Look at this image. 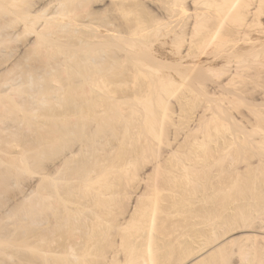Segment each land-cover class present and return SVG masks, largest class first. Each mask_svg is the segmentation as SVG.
<instances>
[{"label":"bare ground","instance_id":"1","mask_svg":"<svg viewBox=\"0 0 264 264\" xmlns=\"http://www.w3.org/2000/svg\"><path fill=\"white\" fill-rule=\"evenodd\" d=\"M42 161L10 258L264 264V0H0V191Z\"/></svg>","mask_w":264,"mask_h":264},{"label":"rangeland","instance_id":"2","mask_svg":"<svg viewBox=\"0 0 264 264\" xmlns=\"http://www.w3.org/2000/svg\"><path fill=\"white\" fill-rule=\"evenodd\" d=\"M253 160H256V159H253ZM254 162V161H253ZM34 163H36V162H34ZM34 163H32V164H34ZM44 162L42 161V163H40L39 165H37L38 164V162H37V168H36V165H34V167H29V164H27L26 166L27 167H29V169L28 168H26V174H20V176H18L17 177V181H18V185L16 184L15 185V187L12 185V184H6L5 186L6 187H4V189H2L1 191H0V197H1V199H0V220L2 219V221H3V224H5V225H3V226H5L6 228H8V230L9 229H13L14 228V223H15V221H17V219H13V218H10L9 220H8V218H5V212L8 210V208L9 209H11V208H15L14 206H18V207H21V205L24 203L25 205H27V202L28 201H25V202H23V200L21 201L20 199H18V198H21L20 197V193H21V190H22V188H24V186L26 185V183L28 184L29 183V180L31 179V178H33L34 176H37L38 175V173L42 170V169H44L45 168V166H43L44 164H43ZM45 164H47V161H46V163ZM31 165V164H30ZM25 166V167H26ZM148 167H146V169L145 170H148L149 172H150V170H151V164H148L147 165ZM237 166H239L240 168L242 167V165L240 166V164L239 165H237ZM41 167H44V168H42L41 169ZM244 167L245 166H243V168H241V169H244ZM37 169L39 170L40 169V171L39 172H37ZM34 170H36L35 172H34ZM31 171V172H30ZM43 171V170H42ZM41 171V172H42ZM21 175H22V177H21ZM33 175V176H32ZM32 180V179H31ZM30 180V181H31ZM28 181V182H27ZM10 183V182H9ZM25 183V184H24ZM1 189V188H0ZM4 190V191H3ZM41 191V190H40ZM138 191V192H137ZM137 191H136V193H135V195H137V194H141L142 193V186H141V188L139 187V190L137 189ZM140 191V192H139ZM34 198V195H32L31 197H29V198H31V200ZM134 198H135V196H134ZM35 199V198H34ZM32 200V201H34L35 202V200ZM20 200V201H19ZM31 200H29V202L28 203H30V204H32V201ZM23 202V203H22ZM132 202H133V200H132ZM131 202V203H132ZM167 203V204H166ZM12 204V205H11ZM20 204V205H19ZM30 204H28V205H30ZM133 204V203H132ZM162 204H163V206H166V205H168V202L165 200V201H163L162 202ZM8 205H10V206H8ZM24 206L25 207V209L26 208H28V207H30V206ZM16 206V207H17ZM23 207V208H24ZM4 210H5V212H4ZM4 216V218H2ZM177 218V219H176ZM176 218H174L175 219V221H177V220H180L181 219V216H177ZM172 223L174 222L173 220H171V219H173V218H168ZM8 220V221H7ZM2 221H1V225H2ZM7 221V222H6ZM50 222H53L52 220H50ZM170 222V223H171ZM9 223V224H8ZM24 223H26V224H29V222H25L24 221ZM47 225H48V223H45L42 227L41 226H38L39 228H37L36 229V225H34V226H32V224L30 225L31 227H33V228H31L29 225V229L31 228V233H30V231L28 232V234H29V236H28V239L29 240H27L28 242H27V244H32L34 241H35V239H36V235L38 234V231H40V230H42L43 232H46V229H47ZM40 227H41V229H40ZM49 227V226H48ZM43 228V229H42ZM32 230H34V231H32ZM32 232H34V234L32 233ZM35 232H36V235H35ZM41 232V231H40ZM31 238V239H30ZM33 238H35L34 240H33ZM29 241L31 242V243H29ZM11 248V247H10ZM13 248V250L12 249H7V251L9 250H11V252H12V255H16L17 254V256H13V257H9L7 254H6V252L4 253L3 252V248L2 247H0V249H2V251L0 252L1 254H0V264H38V262H36V255H35V253L33 252V250L32 249H27V248H25V249H22L21 251H19L18 250V248H14V247H12ZM16 249H17V252H16ZM24 250V251H23ZM30 250H32V251H30ZM15 251V252H14ZM19 252V253H18ZM21 252V253H20ZM22 252H23V254H22ZM26 252V253H25ZM4 253V254H3ZM22 254V255H21ZM31 254V255H30ZM6 255V256H5ZM15 257V258H14ZM14 258V259H13ZM9 260V261H8ZM54 260L55 259H52L51 261H52V263L54 264ZM15 262V263H14ZM22 262V263H21ZM34 262H36V263H34ZM56 263V262H55ZM58 264H63V262H60V263H58ZM65 264V263H64Z\"/></svg>","mask_w":264,"mask_h":264}]
</instances>
